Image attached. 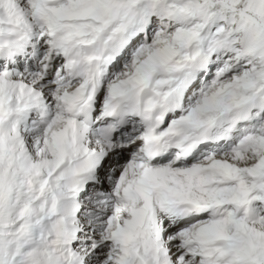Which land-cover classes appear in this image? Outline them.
I'll return each instance as SVG.
<instances>
[{
  "label": "snow or ice",
  "instance_id": "6c2138e0",
  "mask_svg": "<svg viewBox=\"0 0 264 264\" xmlns=\"http://www.w3.org/2000/svg\"><path fill=\"white\" fill-rule=\"evenodd\" d=\"M0 264H264V0H0Z\"/></svg>",
  "mask_w": 264,
  "mask_h": 264
}]
</instances>
